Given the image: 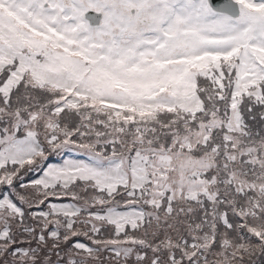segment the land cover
Masks as SVG:
<instances>
[{"label": "snow or ice", "instance_id": "obj_1", "mask_svg": "<svg viewBox=\"0 0 264 264\" xmlns=\"http://www.w3.org/2000/svg\"><path fill=\"white\" fill-rule=\"evenodd\" d=\"M0 264H264V0H0Z\"/></svg>", "mask_w": 264, "mask_h": 264}]
</instances>
